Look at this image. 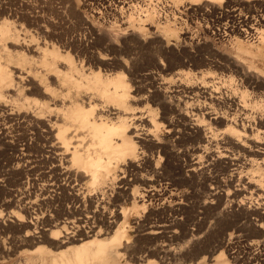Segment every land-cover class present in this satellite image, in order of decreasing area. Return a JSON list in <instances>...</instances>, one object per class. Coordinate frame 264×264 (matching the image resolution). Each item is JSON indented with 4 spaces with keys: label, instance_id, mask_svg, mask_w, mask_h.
Instances as JSON below:
<instances>
[{
    "label": "rangeland",
    "instance_id": "rangeland-1",
    "mask_svg": "<svg viewBox=\"0 0 264 264\" xmlns=\"http://www.w3.org/2000/svg\"><path fill=\"white\" fill-rule=\"evenodd\" d=\"M225 1L211 4L207 0H0V22H6L17 34L16 41L3 43L8 51L13 50L15 54L20 48H33L44 42L49 46L47 53L55 51L60 55L58 66L62 69L71 61L78 67L82 65L85 70L82 72H99L103 77L120 74L129 98H138L137 102L129 103V112L147 113L157 126L151 136L155 145L136 143L138 151L147 154L149 159L136 171L135 181L131 178L130 186L113 197L109 193L96 195L93 191V202L86 203L91 211L101 207L109 211L113 205L121 213L118 224L122 223L124 236L109 250L104 263L96 264H216L213 258L220 251L226 264H264V261L240 262L245 258L264 259V214L263 219L260 215L246 216L248 212L255 214L256 211H251L253 208L259 211L263 208L261 213H264V192L255 193L256 187L264 191V183L236 186L230 181V172L220 165L201 175L184 176L182 166L187 165L188 153L196 141L184 133L185 121L172 113L168 105L160 104L158 96H168L169 101L168 92L147 98L155 87L156 75L167 79L173 72L227 75L226 72L241 69L264 76V55L258 54L256 36L237 32L244 18L251 19V24L264 32V0ZM25 55L36 60L37 55L32 52L25 51ZM37 65L40 66L28 61L14 66L35 70ZM150 72L149 77L144 76ZM27 73L23 77L30 84L32 78L26 77ZM189 77L187 82L193 84L194 79ZM218 83L215 81L214 85ZM25 84L23 87H30ZM30 93L31 90L23 91L22 95L33 98ZM11 99L14 101L17 97L12 95ZM260 106L258 110L264 113V98ZM128 120L132 123V116ZM19 121L0 118V180L2 175L9 174L0 185V221L3 222L0 223V264H50L48 258L41 262L35 249L43 247L53 253L59 250L43 241L32 244L25 235L39 232L34 226L35 218L44 219L39 226L45 233L43 239L68 228L60 211L72 203L62 198L57 202L54 196L58 192L39 196L38 187L32 188V181L27 180L31 177L19 174L20 171L10 173L9 156L13 148L26 142L36 161L33 177L44 180L42 172L47 166L41 159L43 142L37 129L18 124ZM137 124L135 121L133 126ZM143 125L146 124L141 123L139 127ZM31 135L33 139L29 141ZM131 138L136 141L133 135ZM155 166H161L159 175L151 171ZM249 173L264 174L262 170ZM77 183L86 186L84 180ZM18 190L29 191L31 198L18 201L15 197ZM226 192L231 193L229 198L224 195ZM31 202L33 209L28 216L26 206ZM235 203L241 206L246 203L251 210L246 213L238 205L239 209L235 208ZM10 212L21 223L4 222ZM51 220L61 224L58 228L51 227ZM26 221L33 224L27 226ZM250 222H258L256 225L262 228ZM94 226L105 231L97 221ZM150 230L155 234L148 236L146 233ZM112 233L98 239L107 240ZM235 256L240 261H234Z\"/></svg>",
    "mask_w": 264,
    "mask_h": 264
},
{
    "label": "bare ground",
    "instance_id": "bare-ground-1",
    "mask_svg": "<svg viewBox=\"0 0 264 264\" xmlns=\"http://www.w3.org/2000/svg\"><path fill=\"white\" fill-rule=\"evenodd\" d=\"M207 1L212 4L223 3L225 0ZM125 23L128 24V20ZM240 23L237 32L255 35L259 44L258 54L264 55V32L255 28L256 25L253 26L249 18H244ZM16 38L15 29L6 22H0V118L20 120L18 124L26 127L30 125L37 129V134L43 142L41 159L47 166L42 172L44 180L33 177L36 161L29 152V143L26 142L13 148L9 156L10 173L20 171L19 174L31 177L27 180L32 181V188L38 187L39 196L58 192L54 196L57 202L62 198L72 203V206L63 207L60 211V214L65 216L68 228H61L62 232H54L43 239L41 237L45 233L39 226L44 219L35 218L34 226L38 227L39 232L35 235L26 234L25 237L30 238L32 244L43 241L59 250L53 253L43 247H37L35 251L40 255L41 262L47 258L50 264L103 262L109 250H113L112 247L124 236L123 226H120L122 223L118 224L121 213L117 212L113 205L109 211L103 210L104 207L96 212L91 211L86 203L93 202L91 199L93 191L96 195L109 193L110 197H113L115 193L122 192L130 186L131 178L133 182L135 181V177H138L136 171L138 173L149 159L147 154L138 151L136 143L155 145L151 136L157 126L149 114L140 112L136 115L129 112V103L137 102L138 98H129V92L120 74L103 77L99 72H82L83 66L80 65L79 69L71 61H67L62 69L58 66L60 55L55 51L47 53L49 46L44 42L33 48H20L18 53L13 54L12 49L15 45L12 47V44L10 52L3 43L6 40L16 41ZM25 51L37 55L36 60L27 58ZM28 61L36 62L40 66L37 65L35 70L14 66L23 65ZM25 72H28L26 77L32 78L30 84L26 83L27 80L23 77ZM226 73L227 75L224 72L212 75L210 72H173L169 79L156 75L153 77L155 87L147 98L168 92L169 101L166 100L168 96L166 98L158 96V99H161L160 104L164 107L168 105L172 113L185 121L184 126L182 125L184 133L187 132L191 139L194 138L196 141L194 143L192 141L187 165L182 166L184 176L191 178L201 175L211 167L220 165L230 172V181L236 186L251 187L264 183V174L249 173L261 170L264 172V113L258 110L264 98V76L259 72H242L241 69L240 72ZM150 75L151 72L144 76ZM189 76L194 79L193 84L187 82ZM49 80L56 85H52ZM215 81H219L217 86L214 85ZM23 84L30 87L25 88ZM30 90L33 98H25L22 95L23 91ZM12 95L17 99L13 101ZM155 99L158 100L157 97ZM222 107H227L228 110L222 111ZM129 116H132V123L128 120ZM135 121L138 124L133 126ZM141 123L146 124L141 127L142 129L139 127ZM146 126L150 128H145ZM131 135L136 138L135 142L132 141ZM32 139L33 135L29 137V141ZM161 166H155L151 171L159 175ZM6 175L9 174L1 176L3 179L0 180V185L5 181ZM83 180L86 181V186L77 183ZM262 189L256 187L255 193L264 192ZM15 192L18 201L31 198L29 191ZM224 195L229 198L231 193L226 192ZM112 201L114 202L113 199ZM244 204L234 206L236 208L238 205L245 212L250 211L251 207ZM32 209L31 202L26 206L25 212L28 216ZM177 209L178 207L174 210ZM253 209L251 211H256L255 214L246 212L248 218L264 214L261 213L263 208H260L261 211ZM4 219L5 221H2L14 224L21 221L12 212ZM95 221L101 224L105 231L96 230ZM0 223L3 224L1 221ZM26 224L29 226L33 223L26 221ZM60 224L58 220H51L49 223L55 228ZM250 224L258 229L262 228L253 222ZM111 233L107 240L98 239ZM146 234L152 236L155 232L150 230ZM223 258L224 255L220 251L213 260H216V264H226ZM237 258L235 256L234 261H240ZM249 260L252 263L264 261L260 257H253L240 262L245 263Z\"/></svg>",
    "mask_w": 264,
    "mask_h": 264
}]
</instances>
